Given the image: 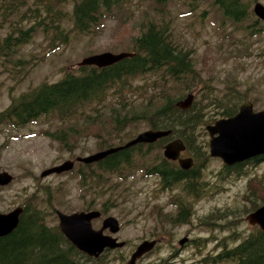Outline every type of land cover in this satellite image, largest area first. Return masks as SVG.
<instances>
[{
  "label": "rangeland",
  "instance_id": "rangeland-1",
  "mask_svg": "<svg viewBox=\"0 0 264 264\" xmlns=\"http://www.w3.org/2000/svg\"><path fill=\"white\" fill-rule=\"evenodd\" d=\"M34 1L28 0L26 7L33 5ZM48 1L71 13L69 4L72 0ZM210 1L167 0L162 17L152 0H130L121 9H113L114 16L106 18L100 30L81 34L72 31L69 42L52 53L44 54L46 42L38 33L29 43L21 46L20 55L29 59L30 54L34 53L38 55V61L41 59L39 62L21 66L23 69L14 77L4 70L0 60V110L8 105L12 95L25 92L43 81H57L65 69L73 70L83 57L102 52L129 51L132 37L139 32V25L147 24L149 19L167 22L174 39L183 50L189 52L195 63L194 81L197 85L185 92L175 89L172 92L175 103L188 94H193V103L200 99L203 91L208 90L212 100L202 101L205 105L203 109L207 111L219 110L217 105L231 104L239 99L238 107L244 100H249L254 111L263 109L264 30L258 23L264 24V21L255 15L253 5L258 1L264 6V0H240L246 6V20L240 23L223 18L219 11L207 5ZM203 8L208 11L201 15ZM21 9L17 3L15 12ZM253 18L258 19L252 25L258 31L251 36L242 26L251 25ZM60 23L64 32L69 33L72 28L71 16L62 18ZM6 30L0 29V35H5ZM200 82H206L208 88L200 90ZM122 92L127 95L124 107L129 112L141 110L146 105L149 94L145 96L147 91L143 90L141 80H135L128 91L122 89ZM121 98L122 95L118 93L109 95L101 104L84 108L82 113L86 116L70 124L57 126V118L49 116L37 118L18 129L0 125V172L8 171L13 176L8 185L0 187V213L22 206L24 200L36 192L42 197L41 207L45 210L46 222L50 224H58L56 210L65 214L97 210L100 216L91 222L96 230L101 228L105 217L113 216L118 221L119 229L112 236L118 242H124V245L107 249L104 264H128L132 253L143 240H155V244L136 258L133 264H203L206 254L221 248L223 237H228L225 241L232 239V236L237 239L258 227L249 224L247 215L255 211L252 208L259 205L264 196V166L252 170L249 180L241 175L235 178L233 174L221 179L224 173L222 167L225 166L222 161L211 156L203 158L197 152L195 162L201 174L202 187L200 197L195 199L181 190V183L164 187L158 176L145 175L151 168V160L159 163L157 154L165 158L161 146L160 149L148 151L145 158L149 160H135L134 167L127 170L124 176L114 174L109 179L102 177L104 185L100 187L98 176L94 174V181L87 186L95 190L83 188L76 173V157L123 145L150 128L146 118L126 120L115 127L111 125L108 118L117 102H122L118 101ZM151 109L153 107L148 110ZM125 114L123 110L121 115ZM138 116L142 117L143 114ZM69 126L75 129L67 135L71 144L69 148L60 147L55 139L43 132L53 133L58 127ZM174 138L180 137L171 139ZM206 139L208 142V135ZM180 155L182 158L191 156L187 150ZM67 160L74 161L71 170L41 176L44 171ZM95 164H91V170L98 174ZM43 184L51 189L40 194ZM183 199L188 200L191 214H187L186 222L174 223L171 218H174L176 203ZM103 233L111 234L108 229ZM196 238L199 239L197 243L188 242Z\"/></svg>",
  "mask_w": 264,
  "mask_h": 264
},
{
  "label": "trees",
  "instance_id": "trees-1",
  "mask_svg": "<svg viewBox=\"0 0 264 264\" xmlns=\"http://www.w3.org/2000/svg\"><path fill=\"white\" fill-rule=\"evenodd\" d=\"M128 1L130 0H72L69 4L71 13L68 9L67 13L62 7L48 0H35L28 8L26 7L28 0H0V29L3 31L7 29L5 35H0L1 65L15 77L23 66L38 61V55L34 53L30 54L29 59L20 55L21 46L29 43L35 35L41 34L46 42L47 49L44 54L55 52L69 42L72 31L81 34L100 30L106 18L114 16L113 9H121ZM166 1L152 0L154 8L162 17L165 15ZM17 3L22 7L19 12L14 10ZM35 4L38 5L34 7ZM207 5H211L223 18L233 23L246 20V6H243L240 0H211ZM207 11L203 8L200 13L204 15ZM66 16L72 18V28L67 34L60 23ZM257 20L253 18L251 25H243V30L254 36L258 29L252 25ZM258 24L261 30H264V24ZM139 27V32L131 40L132 46L129 51L134 53L133 56L102 68L83 65L76 66L73 70L65 69L57 81H43L25 92L12 95L8 105L0 110V124L18 129L37 118L49 116L57 118L59 122L57 126L70 124L86 116L82 113L84 108L93 104L99 105L109 95L118 93L122 95L118 101L122 102H117L108 118L113 127L116 124H123L126 120L146 118L150 123L149 129L171 132L153 143L136 144L108 154L96 162L98 174L91 170V164L78 163L76 173L82 187L95 190L94 187L87 186L94 181V174L98 176L100 187L104 185L102 177L109 179L110 175L114 174L124 176L134 167L135 160L140 158L149 160L150 158H145L148 151L160 149L167 140L178 136L184 141L185 150L190 152L193 158L192 167L182 169L177 163L157 154L160 157L159 163L151 160L149 162L151 168L145 175L158 176L160 184L164 187L181 183V190L185 191L187 196L197 199L200 197L202 182L195 162L196 154L198 152L203 158H209L205 126L218 119L217 114L220 117L235 114L240 99L231 104L217 105L219 110L207 111L203 109L205 105L202 101L204 99L210 102L211 92L205 90L208 88L206 82H200V90H205L200 99L194 100L186 109L178 107L172 92L175 89L185 92L197 85L194 81L195 63L189 52L183 50L174 39L167 22L159 23L149 19L147 24H140ZM135 80H141L143 90L147 91L145 96L149 95L146 97V105L141 110H134L136 111L134 113L124 107L127 95L122 89L128 91ZM151 107L153 109L148 110ZM145 109L148 111L145 112ZM123 110L125 115H121ZM139 114L143 116L140 117ZM69 131H75L74 127H58L53 133L46 130L43 132L55 139L60 147L69 148L71 146L67 138ZM259 166H264V153L229 167L223 166L224 173L221 179L233 174L235 178L241 175L249 180L252 178L251 171ZM50 189L47 184H43L39 192L41 194ZM41 204L42 197L36 192L24 200L16 227L10 233L0 236V264H104L107 249L96 258L86 255L64 236L57 224L46 222L45 210ZM262 204L264 196L261 203L252 209ZM176 207L172 222H186L187 214H191L188 200H179ZM227 238L221 239L220 249L206 254L203 264H264V230L255 227L240 238L232 236V239L225 241ZM198 241L196 238L189 239L188 242L194 244Z\"/></svg>",
  "mask_w": 264,
  "mask_h": 264
},
{
  "label": "water",
  "instance_id": "water-1",
  "mask_svg": "<svg viewBox=\"0 0 264 264\" xmlns=\"http://www.w3.org/2000/svg\"><path fill=\"white\" fill-rule=\"evenodd\" d=\"M255 15L264 21V6L256 1L253 5ZM133 52L123 51L118 53L102 52L83 57L78 66L93 65L102 68L111 65L125 57L133 56ZM193 94H188L186 98L177 101L175 104L186 109L190 107ZM209 139L208 149L211 157L219 158L225 166H232L236 163L248 160L256 155L264 153V108L254 111L249 100H244L238 107V111L228 117H221L205 127ZM171 130L148 129L139 133L135 138L124 145L111 147L96 153L77 157L76 161L91 163L102 159L108 154L138 143H153L157 139L168 135ZM185 150V144L181 138H174L163 145V155L168 160L177 161L182 169H189L193 163L192 157L180 155ZM74 161L67 160L60 165L54 166L42 173L47 176L51 173H60L73 168ZM13 179L8 171L0 172V187L8 185ZM22 207L0 213V236L10 233L19 221ZM58 227L64 236L78 249L90 257H98L105 249L121 248L124 242H118L110 234H104L108 229L112 234L119 229L118 221L113 216H107L102 220V226L96 230L92 227V220L100 216L97 210L78 211L65 214L56 210ZM247 220L251 226H258L264 230V204L254 212L247 215ZM182 242V241H181ZM155 244V240H143L132 253L128 264H133L135 259L140 257L145 251L150 250Z\"/></svg>",
  "mask_w": 264,
  "mask_h": 264
},
{
  "label": "flooded vegetation",
  "instance_id": "flooded-vegetation-1",
  "mask_svg": "<svg viewBox=\"0 0 264 264\" xmlns=\"http://www.w3.org/2000/svg\"><path fill=\"white\" fill-rule=\"evenodd\" d=\"M1 125V124H0ZM96 163V162H95Z\"/></svg>",
  "mask_w": 264,
  "mask_h": 264
}]
</instances>
